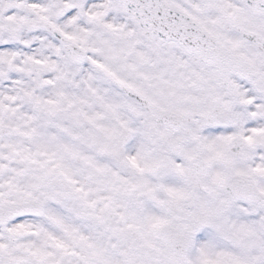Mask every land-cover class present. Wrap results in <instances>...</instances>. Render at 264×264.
Segmentation results:
<instances>
[{"label": "snow or ice", "instance_id": "1", "mask_svg": "<svg viewBox=\"0 0 264 264\" xmlns=\"http://www.w3.org/2000/svg\"><path fill=\"white\" fill-rule=\"evenodd\" d=\"M0 264H264V0H0Z\"/></svg>", "mask_w": 264, "mask_h": 264}]
</instances>
